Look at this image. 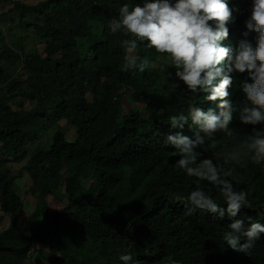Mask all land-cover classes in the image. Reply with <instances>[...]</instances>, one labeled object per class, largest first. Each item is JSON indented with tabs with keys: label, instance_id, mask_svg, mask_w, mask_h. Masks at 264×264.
<instances>
[{
	"label": "trees",
	"instance_id": "1",
	"mask_svg": "<svg viewBox=\"0 0 264 264\" xmlns=\"http://www.w3.org/2000/svg\"><path fill=\"white\" fill-rule=\"evenodd\" d=\"M125 3L143 0L15 5L19 16L13 24L35 35L44 48L29 51L21 67V57L0 46V264H28L37 252L45 255L39 264H123L121 255L140 264H264V234L251 255L233 251L222 239L237 219L245 227L264 224V163L253 164L240 144L253 127L262 126L234 123L233 136L216 133V150L237 153L225 167L233 187L248 193L251 208L243 207L235 217L199 209L186 215L176 201L197 187L227 208L211 184L176 167L179 154L163 135L169 117L187 115L204 95L192 93L175 76L169 58L144 43L136 54L158 69L121 70L126 54L121 44L131 37L113 33L110 24ZM229 3L239 11L222 45L235 50L247 39L255 47L257 33L242 35L252 0ZM13 44L25 54L21 40ZM163 64L169 68L163 70ZM233 75L228 91L237 106L246 99L239 85L248 77ZM127 85L135 87L132 103L144 108L123 114L120 90ZM67 123L76 129L73 141ZM186 127L195 139L191 127L196 126L189 120ZM148 128L162 144L146 147ZM211 156L205 152L201 159ZM57 199L65 202L58 210L52 208Z\"/></svg>",
	"mask_w": 264,
	"mask_h": 264
},
{
	"label": "clouds",
	"instance_id": "2",
	"mask_svg": "<svg viewBox=\"0 0 264 264\" xmlns=\"http://www.w3.org/2000/svg\"><path fill=\"white\" fill-rule=\"evenodd\" d=\"M18 3H24V0H0V6H14L11 13L16 11L14 8ZM3 11H0V16L5 17ZM238 11V8L230 7L229 0H143L142 4H123L119 8V18L110 24L113 33L123 31L125 36L131 37L121 44L126 53L122 71L138 70L144 73L151 68L158 69L160 65L155 66L149 58L136 54L139 44L144 43L147 48L155 49L156 53L169 58V66L176 69L175 76L192 93L199 91L200 95H204L202 104L199 107L190 106L187 115L181 113L169 117L170 129L163 135L165 143L172 145L179 154L176 167L184 170L188 176L211 184L223 195L227 208L220 207L211 193L197 187L176 201L187 210L186 215L199 209L219 213L221 217L227 211L229 216L235 217L243 207L251 208L248 193L233 187L229 178L232 173L225 167L237 160V153L216 150V133L233 136L235 133L231 126L234 123L261 125L260 129L253 127L250 134L244 135L240 144L247 149L253 164L264 163V0H252L251 14L245 21L247 31L242 33L244 37L251 32L258 34L255 47L247 39L241 40L235 50L231 46L225 47L226 43L222 45L229 36L228 25L235 23ZM2 44L0 46L3 47ZM4 45L21 57L23 67L29 59L26 56L29 51L25 50L24 54L14 44L9 47L7 38ZM39 47L33 50L42 51ZM161 67L163 70L169 68L164 64ZM233 72H246L248 77L239 85L246 99L237 106H234L228 91L233 85ZM134 92V86H125L120 90L121 99L130 101ZM189 120L196 126L191 127L195 139L188 137L186 124ZM67 124L70 125L67 137L73 141L76 129ZM156 124L160 127L165 125L160 121ZM72 129L74 138L70 139ZM147 134L150 143L146 145L147 148L152 144H162L160 137L149 128ZM209 151L212 156L201 159ZM248 219L251 220V217ZM261 234H264V224L251 222L245 227L244 221L237 219L227 225L222 239L233 251L251 255ZM119 259L123 264H140L131 255H121ZM172 264L178 262L173 260Z\"/></svg>",
	"mask_w": 264,
	"mask_h": 264
},
{
	"label": "rangeland",
	"instance_id": "3",
	"mask_svg": "<svg viewBox=\"0 0 264 264\" xmlns=\"http://www.w3.org/2000/svg\"><path fill=\"white\" fill-rule=\"evenodd\" d=\"M47 0H24V3L26 5H37L39 3H43ZM5 7V8H3ZM14 6L12 5H4L1 4L0 6V11L4 10L3 13L6 14L5 17L0 18V43H6V38L8 40L9 43V47H11L13 45V42L17 39L22 41V44H24V48L25 50L31 51L34 48H36L37 46H40L39 49L42 50L43 49V44L39 41H37V38L33 35H31V32H19V30L21 29V27L17 24H13V20H17L19 13L18 11L15 12H10L11 8H13ZM9 26H11V29L9 31ZM12 31V32H11ZM20 44V41H19ZM18 47V46H16ZM18 50V48H15ZM5 64H7V62H5ZM123 106H124V114L128 113L132 108H138V109H142L144 108V105L140 104V103H132V100L127 101V102H123ZM69 124L65 125V130L68 131L69 130ZM69 138L73 139L74 138V130L72 129L70 131L69 134ZM14 168V167H13ZM13 173H16V170L13 169ZM25 179V178H24ZM24 179H22V182H19V185H23V183L25 182ZM22 189H24V187H21ZM59 201V202H58ZM53 209H61L64 205L65 202H62L60 200H56L53 201ZM35 206V200L32 199L31 201H27V208H29L30 210ZM45 257L44 253L41 252H37L35 255V259L34 257L32 258L33 262H40L42 263V259ZM38 260V261H36Z\"/></svg>",
	"mask_w": 264,
	"mask_h": 264
},
{
	"label": "crops",
	"instance_id": "4",
	"mask_svg": "<svg viewBox=\"0 0 264 264\" xmlns=\"http://www.w3.org/2000/svg\"><path fill=\"white\" fill-rule=\"evenodd\" d=\"M36 261H38V260H36ZM28 264H39V262H33V261H31V262H28Z\"/></svg>",
	"mask_w": 264,
	"mask_h": 264
}]
</instances>
